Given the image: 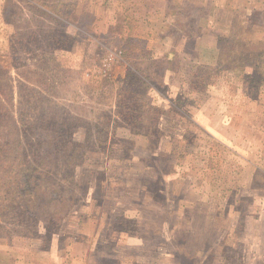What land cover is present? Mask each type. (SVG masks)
<instances>
[{
    "label": "rangeland",
    "instance_id": "obj_1",
    "mask_svg": "<svg viewBox=\"0 0 264 264\" xmlns=\"http://www.w3.org/2000/svg\"><path fill=\"white\" fill-rule=\"evenodd\" d=\"M259 42L264 0H0V87L16 88L21 131L9 155L3 119L0 182L37 165L36 73L45 124L77 144L78 196L43 229L0 187V264H264Z\"/></svg>",
    "mask_w": 264,
    "mask_h": 264
},
{
    "label": "trees",
    "instance_id": "obj_2",
    "mask_svg": "<svg viewBox=\"0 0 264 264\" xmlns=\"http://www.w3.org/2000/svg\"><path fill=\"white\" fill-rule=\"evenodd\" d=\"M263 44V42H259L256 45H252V48L256 50L261 49ZM239 48L241 49V47ZM239 55L240 54L238 52V56ZM172 62L173 60L171 62L167 60L166 66H164L163 69L173 65ZM137 75L138 74L136 73L134 77L137 79L138 84L133 85L131 88L132 98L135 100H132V102L134 105L138 103L145 105V94L138 96V92L143 91L144 93V90H147L150 87V82L146 78H142L140 75H138L140 76L138 77ZM39 77L40 76L35 73V77L30 79L32 82L28 81V83H30L28 87L31 95V103L34 107V112H31L34 113L35 116L30 117L27 121L31 127H35L37 137L39 138L41 144V151L36 159L37 165L36 163L30 164L27 169H17L15 173L14 170L9 171V169L5 166L3 171L9 172L10 174L13 172V179L4 182V185L0 182V187L5 186V191L7 189L6 193L8 190L11 193H16V198L18 199L17 211L21 217H28L31 221L29 224L41 226L45 229L47 228L45 224L46 222L55 221L61 215H68V212L71 211L78 201V196L75 191L76 186L74 184V176L72 177L71 175L72 168L77 161L75 160L76 157L73 155L72 146L76 149L77 144L73 142H70L69 144L61 142L60 137L52 135L53 133H51V127L48 123L45 124L46 120L42 110L45 109L46 101H42L40 92H38L39 88H43L44 82H42L41 78L39 81ZM3 86L5 87L4 89L0 87V114L2 115L0 117V135L2 132L1 128L4 127L5 122L3 119H7L9 126L6 128H8L7 135H9L10 140H7L6 142L5 151H7L10 155L16 151H20L18 148L21 146V131L20 126L18 125L19 123L15 120L17 113L16 106H14L12 102V95L15 93L16 88L11 82L6 83V85ZM20 88L21 87L17 89L19 94ZM109 102L108 114L109 112L111 114L110 110L113 101L110 100ZM19 103L22 102L18 101V105ZM117 104L118 106L116 112H119L118 109L123 106L122 95H119L118 98L116 97V105ZM146 112L148 114L147 116L150 117V114L156 112V110L151 111L149 108H146ZM144 122V124L147 125V121L144 120ZM45 126H47L48 129H46ZM11 138L13 139L11 140ZM0 152L2 151L0 150ZM4 162H8V160ZM43 164L46 168L41 170L45 172H39V167L43 166ZM67 170H69L70 173H68L67 178L62 181L63 178H60L59 175L63 174V171L67 172ZM0 178L3 180V175L0 176ZM45 209H51L52 213L50 215H46Z\"/></svg>",
    "mask_w": 264,
    "mask_h": 264
}]
</instances>
